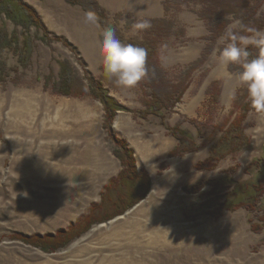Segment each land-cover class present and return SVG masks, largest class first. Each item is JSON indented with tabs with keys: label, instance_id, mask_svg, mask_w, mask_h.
Instances as JSON below:
<instances>
[{
	"label": "rangeland",
	"instance_id": "rangeland-1",
	"mask_svg": "<svg viewBox=\"0 0 264 264\" xmlns=\"http://www.w3.org/2000/svg\"><path fill=\"white\" fill-rule=\"evenodd\" d=\"M23 1L38 11L49 38L61 40H36L28 68L11 73L0 84V264H264V227L259 232L252 229L262 223L264 193L247 196L245 207L228 206L235 190L261 175L252 161L264 156V115L248 113L247 148L223 159L214 170L195 167L219 139L218 125L239 114L231 92L241 86V71L229 66L226 75L221 69L218 51L223 37L192 73L181 101L163 121L119 111L112 122L113 133L133 150L137 168L149 174L150 190L142 201L113 220L93 225L55 252L11 238L54 236L76 224L100 202L105 186L121 169L112 152L114 143L102 127V104L89 95L64 96L54 93L51 84L45 87L47 77L57 79L58 60H68L86 83L102 80L100 59L87 63L72 45L94 35L95 24L87 23L85 12L66 0ZM203 10L198 2H188L170 4L164 14L175 22L174 33L161 45L163 69L172 80L192 63H176L178 59H189L202 43L198 59L209 44L208 30L202 42L179 34L195 21L207 29L198 16ZM108 14L110 24L125 37L140 36L132 24L145 18ZM258 15H264V3ZM128 20L132 24L127 28ZM178 47L184 48L181 57ZM6 58L10 67L16 65L12 54ZM147 79L148 75L134 89L104 85L119 105L137 111L143 108L144 89L149 90ZM213 81L221 90L218 102L207 93ZM175 124L194 138L196 151L167 156L178 142L169 130ZM197 182L203 184L198 192L185 190Z\"/></svg>",
	"mask_w": 264,
	"mask_h": 264
},
{
	"label": "trees",
	"instance_id": "trees-1",
	"mask_svg": "<svg viewBox=\"0 0 264 264\" xmlns=\"http://www.w3.org/2000/svg\"><path fill=\"white\" fill-rule=\"evenodd\" d=\"M66 2L71 6L80 7L85 13L88 11L96 13L98 16L97 24L100 27L99 41L103 28L114 27L109 22L108 11L97 0H66ZM188 2H198L203 6L204 10L199 12L198 16L207 24L209 35L206 39L209 44L204 48L201 56L190 63L184 73L176 80L168 77L167 72L158 61L162 51V42L174 33L175 22L173 19L167 16L145 18L151 21L152 27L136 37H125L118 28L114 27L117 38L123 43L137 44L148 49L146 64L148 79L145 85L149 90L144 89L143 108L140 110L134 111L119 105L117 100L109 95V89L104 85L105 83L111 87L115 86V83L103 74L102 80L91 79L86 83L68 60L57 61V79L52 82L51 76L47 77L45 87L47 88L51 84L54 93L64 96L84 97L89 95L102 104L104 109L102 127L114 143L112 152L119 160L121 169L117 176L105 186L100 202L93 205L89 212L76 224L66 230L56 232L54 236L13 235L11 237L13 240H18L45 252H55L82 236L93 225L105 223L125 214L146 197L150 190L149 174L146 170L137 168L133 150L113 133L112 122L117 112H130L143 120L154 116L163 121L166 112L173 109L181 101L189 86L192 73L203 64L207 55L213 51L217 40L224 37L233 20H240L246 25L255 26L261 31L264 30V15H258L264 0H165L164 12L166 14L169 12L170 4L180 6ZM119 16L120 14L116 18L118 19ZM131 24L132 21L128 20L126 22L127 28ZM233 31H239V28L236 27ZM40 32L41 35H39ZM183 33V30H179V34ZM36 40L48 44L61 39L58 37L49 38L47 29L36 10L23 0H0V84L6 82L11 73L17 74L19 70L23 71L28 68ZM224 44L225 41H223L220 49ZM249 51L253 57L258 54V49L250 48ZM9 53L16 58L14 67H10L7 63L6 55ZM230 70L241 71L242 69L239 65H230ZM217 85L218 82L213 81L207 89L209 95H214L216 102H218L221 93ZM236 89L238 90L237 97L235 100L232 98V104L233 108L239 111V114L234 118H226L218 125L217 128L221 135L210 147L209 155L196 163V169L214 170L220 161L249 146V138L244 132V122L252 109L247 99L246 90L242 86ZM169 130L178 142L167 153L168 157L182 156L198 149L194 138L179 124H175ZM252 163L260 166L261 175L251 185L240 186L233 192V200L228 205L232 210L245 207L247 196L250 197L254 193H264V156L254 159ZM202 186L201 182H197L195 185L185 187V190L196 193ZM260 220L262 221L261 224L252 225L255 232H259L264 227V215L260 217Z\"/></svg>",
	"mask_w": 264,
	"mask_h": 264
},
{
	"label": "clouds",
	"instance_id": "clouds-1",
	"mask_svg": "<svg viewBox=\"0 0 264 264\" xmlns=\"http://www.w3.org/2000/svg\"><path fill=\"white\" fill-rule=\"evenodd\" d=\"M85 20L87 23L97 24L98 16L95 12L88 11L85 13ZM151 27V21L147 19L132 24L136 34ZM233 27H238L239 31H233ZM223 39L225 44L218 55L221 69L226 75H230V65L240 66L242 70L238 79L246 90L250 108L257 114L264 115V31L237 20L225 32ZM250 48L258 49V54L253 57ZM98 52L103 75L122 89H134L147 76L148 49L137 44L123 43L117 38L116 29L112 26L103 28ZM237 92V89L231 92L234 100ZM150 167L156 168L155 165Z\"/></svg>",
	"mask_w": 264,
	"mask_h": 264
},
{
	"label": "crops",
	"instance_id": "crops-1",
	"mask_svg": "<svg viewBox=\"0 0 264 264\" xmlns=\"http://www.w3.org/2000/svg\"><path fill=\"white\" fill-rule=\"evenodd\" d=\"M101 6H103L109 13L110 12H127L131 15H134L136 18H161L164 16V7L163 2L164 0H98ZM34 8V7H33ZM36 10V9H35ZM38 13V11L36 10ZM39 15V13H38ZM184 38H190L197 41H203L201 40V37L207 34V29L203 25L202 22L195 21L194 25H190V27L184 29ZM99 33H100V27L99 25L95 24V33L94 35L89 34L87 37L86 35L83 37L84 41H77L74 42L72 45L75 49H77L83 58L86 60L87 63H90V61H96V58H99ZM86 39H89L86 40ZM164 47V45H162ZM198 50L192 54V56L187 59L186 57H181L179 51L183 50V47H178V56L181 58L176 61V63H190L193 62L199 55L200 51L202 49V43H198ZM163 52L165 49L163 48ZM172 51H176V48H173ZM163 52L160 57V63H162L163 59ZM185 54V53H184Z\"/></svg>",
	"mask_w": 264,
	"mask_h": 264
}]
</instances>
